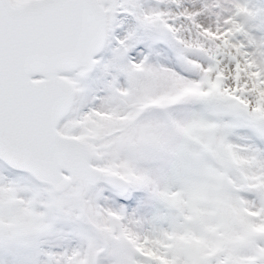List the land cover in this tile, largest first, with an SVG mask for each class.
<instances>
[{
    "label": "snow or ice",
    "instance_id": "1",
    "mask_svg": "<svg viewBox=\"0 0 264 264\" xmlns=\"http://www.w3.org/2000/svg\"><path fill=\"white\" fill-rule=\"evenodd\" d=\"M0 264H264V0H0Z\"/></svg>",
    "mask_w": 264,
    "mask_h": 264
}]
</instances>
